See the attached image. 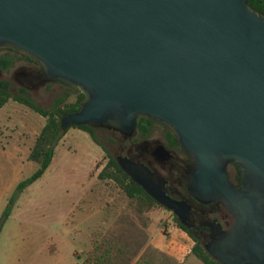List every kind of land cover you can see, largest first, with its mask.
Wrapping results in <instances>:
<instances>
[{
  "label": "water",
  "instance_id": "water-1",
  "mask_svg": "<svg viewBox=\"0 0 264 264\" xmlns=\"http://www.w3.org/2000/svg\"><path fill=\"white\" fill-rule=\"evenodd\" d=\"M0 49L40 66L25 88L59 82L84 95L62 129L128 138L143 117L169 131L190 161L189 197L232 217L225 230L206 224L205 251L220 264H264V14L248 0H0ZM116 162L189 228L192 207L164 178Z\"/></svg>",
  "mask_w": 264,
  "mask_h": 264
},
{
  "label": "rangeland",
  "instance_id": "rangeland-1",
  "mask_svg": "<svg viewBox=\"0 0 264 264\" xmlns=\"http://www.w3.org/2000/svg\"><path fill=\"white\" fill-rule=\"evenodd\" d=\"M3 57L15 61L10 53L0 51ZM20 65L15 62L0 69V80L11 83L13 95L43 109L66 93L69 100L76 97L59 82L25 89L14 80ZM44 124L42 116L17 101L10 100L0 109V264H71L73 251L93 248L122 250L128 261L124 264H202L191 254L194 241L177 226L172 212L157 206L140 214L113 182L98 179L107 153L115 159L134 157L148 161L171 188L176 186L182 193L178 176L186 164L185 154L174 149L173 161L163 166L150 155L166 143L163 127L154 124L147 136L136 131L130 138L97 128L98 144L88 133L70 128L55 147L46 172L13 197L17 184L37 169L27 158ZM141 148L144 155L137 156ZM228 172L231 178L236 174L232 166Z\"/></svg>",
  "mask_w": 264,
  "mask_h": 264
},
{
  "label": "trees",
  "instance_id": "trees-1",
  "mask_svg": "<svg viewBox=\"0 0 264 264\" xmlns=\"http://www.w3.org/2000/svg\"><path fill=\"white\" fill-rule=\"evenodd\" d=\"M248 4L254 10L264 14V0H248ZM7 58L3 57L0 59V66L6 68L9 63L6 61ZM76 93V97L73 100H69V93L64 94L54 100L52 106L49 109H43L36 105L29 99L23 98L21 95H13L11 93V83L7 80H0V109L5 106L10 100L17 101L21 104L26 105L45 119V124L41 128L39 134L36 136L33 145L31 146L28 154V161L33 162L37 165L35 172L28 178L21 180L16 188L13 197L20 194L27 186L38 180L50 166L55 153V147L58 142L64 136V134L70 128H77L89 134L91 139L98 144L94 134V128L88 126L74 127L69 126L68 129H62L61 119L69 114L77 112L85 101V97L77 89L69 87ZM21 93L25 91L20 90ZM154 122L140 117L137 119L136 131L140 132L144 137L149 133L151 126ZM166 137L168 146L173 149H179L176 139L172 134L166 130ZM180 150V149H179ZM181 151V150H180ZM107 153V152H106ZM186 164L183 166L184 170H187V166L190 163L189 158L185 155ZM234 177H230L236 184L239 183V174L237 169ZM182 173V172H181ZM98 179L102 181H110L133 203L134 208L140 214L148 212L155 207H161L151 197H149L144 190L134 183L118 166L116 159L107 153V162L98 174ZM183 185L185 184L182 181ZM185 194H188L185 191ZM174 220L177 226L186 232L191 239L194 241V245L191 250V254L194 255L197 260L202 264H220L219 262L212 259L209 254L205 251L203 245L194 238L191 233L180 224L178 219L174 216ZM97 249V248H96ZM94 258H100L96 256Z\"/></svg>",
  "mask_w": 264,
  "mask_h": 264
},
{
  "label": "flooded vegetation",
  "instance_id": "flooded-vegetation-1",
  "mask_svg": "<svg viewBox=\"0 0 264 264\" xmlns=\"http://www.w3.org/2000/svg\"><path fill=\"white\" fill-rule=\"evenodd\" d=\"M0 51H5V52L10 53L11 56L14 57V59H15V61H12V59L10 57L7 58L6 61L9 63V66L6 67V68H2L0 66L1 70L9 68L15 62H19L21 64L19 69H18V71H16V73L14 75V80L19 85H21L23 87H24V84L31 85L29 80L38 78L40 76L41 68L34 61H32L29 58L23 56L22 54H20V53H18L16 51L10 50V49H0ZM44 83H47V82H41V83L37 84L36 86H34L32 88H25V87L24 88L25 89H35V88L39 87L40 85H42ZM154 124H157V123H154ZM135 132H136V128H135L134 133ZM134 133H133V135H134ZM128 138H130V137H128ZM173 150H174L173 148H170L168 146V141H167V137H166L165 145H161V144L157 145L153 149V151L150 152V155H151V158L156 163H158L161 166H163L164 164L171 163L173 161V159H174V155L172 153ZM144 152H145V150H143L141 148L137 152V156H143ZM163 157L164 158L166 157V159L162 160ZM130 158L133 159L134 161L145 163L153 171H155V169L153 167H151L147 163L148 161L146 162V161H143L141 159H135L134 157H130ZM229 166H232V167L236 168L233 165H229ZM186 172H187V170H184V168L181 167V170H180L179 176H178V179L181 182L180 185H178V186L182 188V190H183L182 193L178 192V187H176V186L171 188L170 185H169V181L165 179L166 182H167V190H168V194L174 199L185 198V199L188 200L189 204L192 207V212L189 215V218H188V221H187V223L189 225V228L187 230L204 247L210 241V235L212 233V228L210 226H207L206 224L215 221L218 224H220V226L222 227L223 230H225V229L229 228V226L232 224V217H231L230 214H228L225 211L223 206L220 205V204L202 205V204L194 201L193 199H191L188 194H185V191L187 192L186 181H185ZM182 181L185 182L184 185H183ZM231 181H232V179H231ZM232 183L236 184L234 180L232 181Z\"/></svg>",
  "mask_w": 264,
  "mask_h": 264
},
{
  "label": "crops",
  "instance_id": "crops-1",
  "mask_svg": "<svg viewBox=\"0 0 264 264\" xmlns=\"http://www.w3.org/2000/svg\"><path fill=\"white\" fill-rule=\"evenodd\" d=\"M73 260L71 264H124L126 255L120 249H84L72 252ZM99 256L100 258H94ZM128 262V261H127ZM133 262L125 264H132Z\"/></svg>",
  "mask_w": 264,
  "mask_h": 264
}]
</instances>
